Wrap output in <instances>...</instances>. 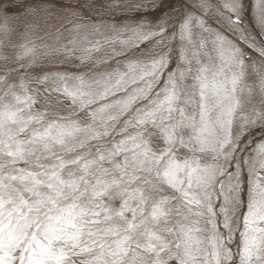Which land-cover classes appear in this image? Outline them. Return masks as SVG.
<instances>
[{
	"label": "snow or ice",
	"instance_id": "1",
	"mask_svg": "<svg viewBox=\"0 0 264 264\" xmlns=\"http://www.w3.org/2000/svg\"><path fill=\"white\" fill-rule=\"evenodd\" d=\"M0 264H264V0H0Z\"/></svg>",
	"mask_w": 264,
	"mask_h": 264
},
{
	"label": "rangeland",
	"instance_id": "2",
	"mask_svg": "<svg viewBox=\"0 0 264 264\" xmlns=\"http://www.w3.org/2000/svg\"><path fill=\"white\" fill-rule=\"evenodd\" d=\"M101 2H108V0H101Z\"/></svg>",
	"mask_w": 264,
	"mask_h": 264
}]
</instances>
